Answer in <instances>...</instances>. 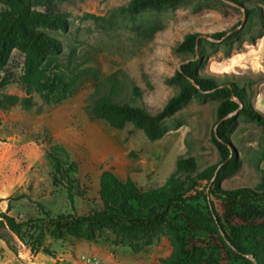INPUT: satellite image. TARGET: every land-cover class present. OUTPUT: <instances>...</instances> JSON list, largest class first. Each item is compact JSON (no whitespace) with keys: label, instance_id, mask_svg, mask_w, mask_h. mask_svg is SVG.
<instances>
[{"label":"rangeland","instance_id":"rangeland-1","mask_svg":"<svg viewBox=\"0 0 264 264\" xmlns=\"http://www.w3.org/2000/svg\"><path fill=\"white\" fill-rule=\"evenodd\" d=\"M130 1L66 0L41 9L65 15L69 23L65 32L48 31L62 43L63 52L47 66L74 82L61 103L47 104L39 94L27 95L21 85L24 53L15 50L1 73L0 100L9 96L18 101L0 106V212H8L32 234L43 235L52 255L33 254L3 230L0 264H161L173 255L174 245L162 227L141 239L121 238L108 229L97 241L66 232L59 240L51 233L58 216H88L102 209L99 189L105 171L146 192L162 187L180 158H195L199 171L219 162L211 141L218 97L192 98L164 121L165 135L155 142L132 124L115 129L93 111L97 101L108 96L118 105L160 112L180 90L169 79L193 58L178 51L187 33L227 34L224 41L203 43L206 56L199 74L244 88L251 108L264 116V3L185 0L161 10L123 13ZM250 8L257 11L252 18L246 16ZM7 9L0 0V12ZM230 142L242 167L223 180L220 189L256 188L264 171V127L238 116ZM55 149L64 150L60 156L65 170L70 162L78 165V171H71L57 186L50 156ZM66 184H72L74 207ZM201 188L209 193L229 235L241 226H264L263 210L240 199L228 200L208 183ZM195 206L207 213L204 199ZM174 211V218L179 216L174 222L190 250L202 248L218 264H247L225 247L214 227L191 226Z\"/></svg>","mask_w":264,"mask_h":264},{"label":"trees","instance_id":"trees-1","mask_svg":"<svg viewBox=\"0 0 264 264\" xmlns=\"http://www.w3.org/2000/svg\"><path fill=\"white\" fill-rule=\"evenodd\" d=\"M1 1L8 9L0 12V76L9 65L13 52L18 50L25 54L21 85L27 95L39 94L47 104L61 103L71 93L74 82H67L53 68L47 66L48 61L59 57L63 52L62 43L48 31L65 32L69 23L65 15L41 9H48L55 1L66 0ZM183 1L185 0H131L121 11L137 14L145 10H161ZM223 1L239 5L241 0ZM260 1L264 3V0ZM256 13V9L250 8L246 11V16L252 18ZM226 35L217 33L204 36L195 32L186 34L178 51L189 53L193 58L185 60L176 75L169 79V82L178 84L180 90L157 114L130 105H118L108 96L100 98L93 109L95 117L106 121L111 127L123 130L128 124H132L136 129L143 130L149 141L155 142L165 135L164 121L192 98L218 97L221 101L217 108V121L211 141L219 152V162L199 171L195 158H180L176 163V172L167 182L160 188L146 192L138 189L133 181H121L114 173L105 171L100 177L99 189L102 209L88 216H58L53 222L52 237L61 240L66 232L75 238L97 241L100 239V232L108 229L121 238L141 239L152 236L162 227L168 230L175 250L161 264H218L207 258L202 248L195 247L190 250L189 244L182 238L181 228L174 222L179 219V216L174 218L176 209L183 214L180 219L191 226L214 227L225 247L247 264H264V242L261 241L264 238V226H241L229 235L224 230L223 220L209 193L201 188L203 183H208V186H214L217 193L228 200L240 199L264 211V171L260 183L254 189H220V183L234 176L242 167V161L235 154L230 142L238 116L264 127V116L251 108L244 88L199 74L206 56L203 43L209 40L224 41ZM138 92L135 89V93ZM17 101V98L7 96L5 100H0V106H13ZM241 105L243 108L237 116L223 121L238 111ZM63 152V149H55L50 154L57 177L55 186L61 185L71 171H78V165L74 162H70L68 170H65L66 163L60 156ZM70 186L72 184H66L69 200L74 207V195ZM201 198L206 204V214L195 206ZM3 230L16 236L33 254L52 255L45 247L43 235L32 234L25 224L18 222L8 212H0V235Z\"/></svg>","mask_w":264,"mask_h":264},{"label":"water","instance_id":"water-1","mask_svg":"<svg viewBox=\"0 0 264 264\" xmlns=\"http://www.w3.org/2000/svg\"><path fill=\"white\" fill-rule=\"evenodd\" d=\"M242 108H243V105L240 106V109L238 111H236L235 113L231 114L229 117L225 118L223 121H226L228 119H231V118L237 116ZM218 126H217V128H218Z\"/></svg>","mask_w":264,"mask_h":264}]
</instances>
